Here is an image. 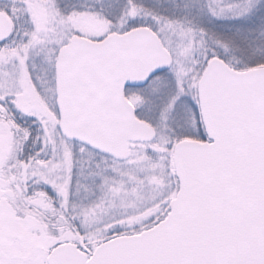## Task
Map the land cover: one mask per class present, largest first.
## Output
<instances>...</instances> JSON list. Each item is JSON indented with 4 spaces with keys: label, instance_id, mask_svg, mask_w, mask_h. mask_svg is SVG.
Listing matches in <instances>:
<instances>
[{
    "label": "snow or ice",
    "instance_id": "1",
    "mask_svg": "<svg viewBox=\"0 0 264 264\" xmlns=\"http://www.w3.org/2000/svg\"><path fill=\"white\" fill-rule=\"evenodd\" d=\"M0 264H264V0H0Z\"/></svg>",
    "mask_w": 264,
    "mask_h": 264
}]
</instances>
